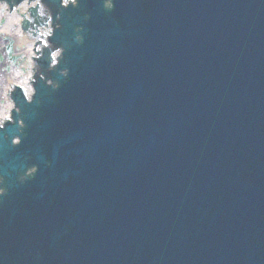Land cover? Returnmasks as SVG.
<instances>
[{"label": "water", "instance_id": "obj_1", "mask_svg": "<svg viewBox=\"0 0 264 264\" xmlns=\"http://www.w3.org/2000/svg\"><path fill=\"white\" fill-rule=\"evenodd\" d=\"M70 3L72 0H69ZM247 2V0H245ZM252 5L258 6V0H250ZM68 3L64 0L63 6H67ZM256 15H261L264 18V13L256 12ZM38 22V19H36ZM65 28L71 31V25L64 24ZM222 28H226L227 24L222 23ZM199 57H204L203 53ZM189 63V62H188ZM186 63L185 65H188ZM208 66V65H207ZM204 68L200 69V72H204ZM219 78L215 80V84H217ZM209 87V85H208ZM218 93L217 90L214 92ZM166 113V111H162ZM40 115V113H38ZM30 119H35L34 114L29 117ZM31 127H36L34 123L30 124ZM146 124L144 127L139 128V135L143 134V132L147 131ZM35 131V129L33 130ZM147 137V136H146ZM130 143V142H127ZM67 144L70 146H74L76 150L83 149L81 146H77L76 140L68 139ZM24 145V143H23ZM136 146L134 143L132 144ZM6 147V146H5ZM23 147V146H22ZM88 147L86 151H88ZM47 148V147H46ZM139 156H142L143 149L137 148ZM0 173L3 176L8 177V170H11L13 174L18 169L23 170L26 165V161L20 163L22 159V154L16 155L15 150L3 149L0 147ZM22 151H20L21 153ZM78 157L76 156L74 160L67 159V166L73 167L74 163H77ZM43 163V160H41ZM83 162V160H82ZM72 170V168H69ZM251 183V182H250ZM43 184V180L41 178H36L31 184L30 187L26 190L27 194H23L18 200H14L10 205H6L3 209H0V221L6 220L8 222H13L16 225V231L19 233H24L27 230L32 229V221L38 220L40 218V214L33 215L35 210L33 209V196L35 193H41V189L46 187L45 185L40 189V185ZM152 192L153 196H155V202L152 203L151 209L154 207L156 203L162 207L163 210L158 211V214L155 218L159 219V214H162L160 218H164V222L157 223L156 226V235L145 241L139 240L137 236H134L135 228L131 227V243H138L139 241L147 246H149L152 251L153 260L151 263L148 262L150 257L146 254V263L147 264H264V243L256 241V231L252 229L253 223L249 221L250 224H243L240 219L236 220V223L230 225L229 230L224 228L227 227L223 220L218 219L219 227L216 230L217 233L210 234L208 230L206 219L202 215H198L196 212L195 216L186 215V218L182 217V213L179 210V207L176 203H172L169 196H164L165 192L168 193L169 190L166 191L162 188H159V184L154 182L152 184ZM250 187H255L254 182L251 183ZM264 187V185H263ZM262 189V194H264V188ZM175 188L171 190L174 191ZM177 190V188H176ZM257 190V189H256ZM232 192H235L234 190ZM103 190L101 191V194ZM247 193V192H246ZM105 194V192H104ZM29 197V198H28ZM256 195H249L247 200L251 202L252 206L247 210L248 214L254 211L256 206L260 204L258 200H256ZM25 203L30 204L26 205ZM91 204V202H89ZM91 205H95L91 204ZM45 203L41 204V207H44ZM28 208V211L25 209ZM255 207V208H254ZM9 209H16L17 216L16 219L11 217L10 215H6ZM150 212L152 210H149ZM252 215V214H251ZM131 220V219H130ZM216 222V221H215ZM17 223V224H16ZM173 225H176V231H173L171 228ZM249 225V226H248ZM3 229V226H1ZM205 231L208 232L205 233ZM251 231V234H249ZM207 234V235H206ZM17 233L15 232L12 235L6 234L4 237L0 238V257L4 254L14 252L16 245L13 244L15 242V236ZM170 239V242H169ZM165 243L166 248H165ZM3 245L6 246L3 247ZM168 248L173 249L168 252ZM175 248V249H174ZM165 251L168 255H163ZM173 251V252H172ZM8 255V254H7ZM117 256H119V251L117 252ZM10 261L8 264L13 263L17 264L13 254H9ZM0 258V264H1ZM78 263V261H75ZM111 260H105L103 264H110Z\"/></svg>", "mask_w": 264, "mask_h": 264}, {"label": "bare ground", "instance_id": "obj_2", "mask_svg": "<svg viewBox=\"0 0 264 264\" xmlns=\"http://www.w3.org/2000/svg\"><path fill=\"white\" fill-rule=\"evenodd\" d=\"M16 21L15 18L9 19L8 24H7V28H5V31L9 32L11 26L14 25V22ZM45 33V31L43 32V34ZM46 39V38H45ZM33 44L34 41H31L24 37L22 40H16L15 45H12L11 48L17 50L19 53H22L25 55V59L24 60H20L19 64L21 65V69L17 70V73L12 74L13 78L18 80L16 83L20 84L24 81V79L22 78L23 75L25 74V70L26 69H30L31 68V61L30 58L32 57V48H33Z\"/></svg>", "mask_w": 264, "mask_h": 264}]
</instances>
